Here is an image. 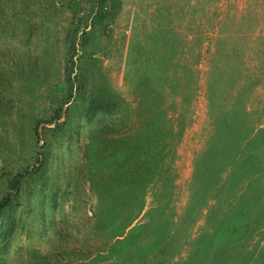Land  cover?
<instances>
[{"label": "rangeland", "instance_id": "rangeland-1", "mask_svg": "<svg viewBox=\"0 0 264 264\" xmlns=\"http://www.w3.org/2000/svg\"><path fill=\"white\" fill-rule=\"evenodd\" d=\"M0 203V264H264V0H0Z\"/></svg>", "mask_w": 264, "mask_h": 264}, {"label": "trees", "instance_id": "trees-1", "mask_svg": "<svg viewBox=\"0 0 264 264\" xmlns=\"http://www.w3.org/2000/svg\"><path fill=\"white\" fill-rule=\"evenodd\" d=\"M3 204L2 203H0V207L2 206ZM127 226V225H126ZM126 226H125V228H126ZM120 240H117V241H115V242H119Z\"/></svg>", "mask_w": 264, "mask_h": 264}]
</instances>
